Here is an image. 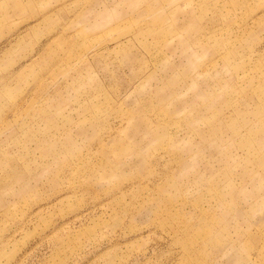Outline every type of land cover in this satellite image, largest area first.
<instances>
[{"label": "rangeland", "instance_id": "374dc122", "mask_svg": "<svg viewBox=\"0 0 264 264\" xmlns=\"http://www.w3.org/2000/svg\"><path fill=\"white\" fill-rule=\"evenodd\" d=\"M0 264H264V0H0Z\"/></svg>", "mask_w": 264, "mask_h": 264}]
</instances>
